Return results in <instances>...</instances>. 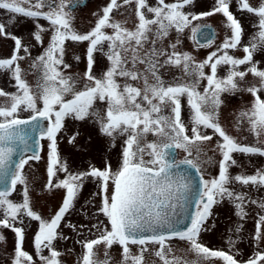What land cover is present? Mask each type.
Returning a JSON list of instances; mask_svg holds the SVG:
<instances>
[{
	"label": "snow or ice",
	"instance_id": "obj_1",
	"mask_svg": "<svg viewBox=\"0 0 264 264\" xmlns=\"http://www.w3.org/2000/svg\"><path fill=\"white\" fill-rule=\"evenodd\" d=\"M194 2L155 0L152 6L149 0H122V3L110 0L94 27L80 33L74 26V12L69 9L86 6L84 0H0V9L10 14L7 22L0 21V37L14 42L10 58H0V73H10L16 87L13 93L0 89V97L5 98L0 104V216L3 217L0 228L11 229L15 234L12 264H36L33 255L23 247L25 228L15 226L24 225L25 218L38 222L33 244L39 264H62V253L56 249L55 242L66 239L60 231L61 222L74 208L86 180L98 185L99 191L94 195L101 198L98 211L107 224L98 221L92 228L100 235L78 241L83 248L80 264H110L109 250L114 245L122 248L120 264H144L149 245L158 246L154 255L162 264H197L210 258H217L223 264H242L230 252L205 246L200 237L209 230L214 206L231 203L240 220L247 217L245 207L249 203L264 210V200H249L246 193L233 187L264 189V170L251 175L230 173L231 167L239 166L234 153L264 156V99L260 95L264 93V70L255 61L257 54L264 55V0L255 7L250 0H236L239 10L256 17L251 25L256 31L248 44L242 46L243 58L229 54L230 49L237 50L242 45L244 35L241 21L230 11L232 0H215V6L207 12L185 11ZM128 5H134L135 23L131 28L126 26V21L115 20L112 15ZM217 13L226 18L225 27L230 35L203 61H196L188 52L177 51L179 38L167 48L164 46L170 32L175 31L179 36L190 29L200 48L212 47L214 30L208 24L193 25V21ZM16 16L34 21L43 19L50 25L46 29L37 23V31L33 33L34 39L43 44L42 34L51 32L48 46L31 65L38 73L35 91L20 66L25 59L20 53H29V48L21 38L6 30L15 23ZM67 41L88 42L83 88L77 86L79 77L65 74L71 68L64 58ZM96 53L109 62L100 77L93 72ZM242 65L249 67L241 71ZM222 66H228V71L220 77L218 68ZM166 67L180 68L183 77L191 79L168 83L161 72ZM206 67L210 68V74L205 73ZM249 73L258 78L259 84L242 89L239 82ZM202 80L207 81L203 92L199 90ZM240 91L250 93L254 103L240 113L237 126L247 122L249 132L260 146L241 144L219 122L221 95ZM185 97L190 110L187 124L182 118ZM97 102L107 105L103 115L94 107ZM23 113L27 117H22ZM68 118L75 121L95 118L101 135L113 142L122 138L118 169L113 170L106 162L103 169L90 166L84 172L69 171L58 148V136L65 131ZM209 129L220 138L213 151L222 157L218 175L210 180L204 178L198 163L201 146L213 140V135L207 134ZM78 135L76 132L69 136L68 143L75 145ZM149 135L153 137L151 141L147 139ZM44 139L48 141L45 187L49 191L55 188L65 192L61 206L50 220L33 210L24 174L29 160L41 158L40 141ZM177 150L185 153L183 159L178 158ZM29 152L31 155L26 156ZM61 172L64 179L58 177ZM18 185L23 186L22 200L15 202L10 197ZM241 230L242 225L235 228L236 233ZM253 238L257 242L264 239V214L258 216ZM173 239L187 242L188 251L197 260L182 262L172 255L169 242ZM4 241V235L0 234V242ZM227 243L231 249L236 241L229 237ZM101 245L104 259H99L96 252ZM130 245L139 246V254H132ZM45 250L48 255L44 254ZM243 264H264V252H257Z\"/></svg>",
	"mask_w": 264,
	"mask_h": 264
},
{
	"label": "rangeland",
	"instance_id": "obj_2",
	"mask_svg": "<svg viewBox=\"0 0 264 264\" xmlns=\"http://www.w3.org/2000/svg\"><path fill=\"white\" fill-rule=\"evenodd\" d=\"M110 0H86V6H81L79 9H69L74 12V26L80 33L90 31L99 15H102V10ZM166 3L175 2V0H165ZM260 0H250L252 6H257ZM122 3V0H118ZM152 6H155V0H149ZM215 6V0H195L194 4L186 6L185 11H190L194 14L211 11ZM230 11L241 21L244 29L242 38V45L238 46L237 50H229V54L236 58H243L244 52L242 46L248 44L249 38L252 36L254 29L251 25L256 21V17L242 12L238 9L236 0H232L230 4ZM96 15H93V14ZM113 18L118 21H126V26L131 28L135 23L134 5H128L121 8L119 11L113 12ZM10 14L6 10L0 9V21L7 22ZM40 24L46 29L50 28L47 21L43 19L32 20L16 16L15 23L6 30L17 37L21 38L23 44L29 48V53L25 54L21 51L20 55H24L25 59L20 62L21 68L24 70V78L32 86L33 91L36 90L38 80V73L31 67L34 58L41 55L50 41V31H45L42 34L43 44L38 43L33 33L37 31L36 24ZM201 23L212 24L215 29V41L210 48H200L192 39L190 29H186L184 33L178 34L175 31L170 32V35L164 41V46L167 48L170 44L175 43L177 38L181 41L177 45V51L190 53L196 61H203L207 55L215 51L217 46L222 44L225 36L230 35V31L225 27L226 18L217 13L213 16L206 17L200 21H193V25ZM111 33V29L107 30ZM66 54L65 61L71 65L69 70H66V75H73L79 77L77 86L83 88L85 81L82 79L83 74L87 69V48L88 42H71L67 41L65 44ZM14 50V42L7 37H0V58H10ZM105 50L106 46H105ZM171 50V49H169ZM79 57L76 60L75 57ZM255 61H259L258 67L264 70V55L257 54ZM109 67L107 59L99 54H95V64L93 72L97 77H100L103 72ZM143 67V66H141ZM249 67L247 65L239 66V70L244 71ZM206 74H210V68L204 69ZM228 66L218 68V76L223 77L227 74ZM163 78L168 83L186 81L188 77H183L182 70L177 67L162 68ZM123 83V81H121ZM135 83V82H133ZM240 87L247 88L253 84L258 85V78H254L249 73L242 82ZM207 85L206 80L200 82L199 90L203 92V88ZM142 86V85H137ZM0 89L7 93L16 91L15 81L11 79L10 73H0ZM261 98L264 99V93H260ZM4 99L0 97V104L4 103ZM223 104L219 109V122L225 128L227 133L237 139L238 142L245 145H256V137L249 132L247 122H243L237 126L239 115L242 111L251 108L254 103V97L247 91H240L235 94L223 93L221 95ZM182 118L187 124L190 117V110L186 104V97L182 98ZM100 111L101 115L107 107L106 103L97 102L94 106ZM27 113H23L22 117H27ZM66 128L58 136V148L62 160L67 162L68 169L72 173L84 172L89 170L90 166L103 169L105 163H110L113 170L118 169L121 158V151L123 146L122 138H118L113 142L109 137L103 136L99 132V125L95 118L86 119L85 121H75L71 118L66 120ZM190 127V125H189ZM207 134L213 135L212 130H206ZM78 132L79 135L75 145L68 143V137L73 133ZM149 141L153 139L151 135L147 137ZM219 137L213 135V140L205 142L201 148L198 157V163L201 167L202 174L205 179H212L218 175V162L222 158L218 151H213ZM40 159L29 160L25 165L24 174L28 180V187L30 190V198L33 210L46 220H50L52 216L58 211L62 204L65 192L63 189L53 188L51 191L46 189L47 184V164H48V141L46 139L41 141ZM178 158L183 159L185 153L177 150ZM196 153L194 152V156ZM234 159L239 166L230 168V173L234 176L237 174L251 175L257 170H264V156L260 155H244L240 153L233 154ZM147 159V157H145ZM211 158V161L209 160ZM59 179H64L63 172L58 173ZM56 178H54V183ZM237 191L247 194L249 200H264V189H256L251 186L243 187L239 185L233 186ZM23 186L18 185L16 191L10 197L15 202L22 200ZM99 191L98 185L93 180H86L83 184L82 190L75 202L74 208L65 216L61 222L60 231L66 239H61L55 242V247L62 253L60 260L62 264H80L83 248L78 241L91 240L100 235V233L92 228V225L102 221L107 224V219L99 213L98 209L101 205V198L99 195H94ZM245 211L248 213L247 217L240 220L235 215V209L231 203L225 202L221 205L214 206L212 209L213 217L208 222V231L202 232L200 242L212 250H223L235 255V258L243 262L253 258L257 252H264V239L259 242L254 240L256 222L258 216L264 214L257 205L247 204ZM0 218H3L0 216ZM75 225V229L68 225ZM82 225L86 227H81ZM214 225V227H213ZM242 225V230L239 233L235 232L237 226ZM15 226L25 228V242L24 250L33 255L36 264H39V257L35 254L33 237L38 229V222L31 221L25 218V224H16ZM91 229V231H89ZM0 234L4 235L5 241L0 242V264H12L14 256V247L16 237L11 229L0 228ZM236 241L235 247L230 249L227 243L228 238ZM173 253L172 255L181 258V261L197 260L194 253L188 251L187 242L173 239L169 242ZM149 251L144 253V264H162L158 257L154 255L158 246L149 245ZM132 254H139V246L130 245ZM96 252L99 259H104V246H98ZM122 248L119 245H114L109 250L111 257L110 264H120ZM45 255L48 251L45 250ZM171 258V256H170ZM197 264H223L217 258H210L207 261H197Z\"/></svg>",
	"mask_w": 264,
	"mask_h": 264
},
{
	"label": "water",
	"instance_id": "obj_3",
	"mask_svg": "<svg viewBox=\"0 0 264 264\" xmlns=\"http://www.w3.org/2000/svg\"><path fill=\"white\" fill-rule=\"evenodd\" d=\"M84 2H86V0H84ZM202 24H208V25H210V26H211L212 30H214V27H213L211 24H209V23H201V24H199V25H202ZM214 32H215V30H214ZM197 39H200L199 35L197 36ZM203 42H205V41L201 40V43H203ZM27 154H28V155H31V153H30V152H29V153H27Z\"/></svg>",
	"mask_w": 264,
	"mask_h": 264
}]
</instances>
